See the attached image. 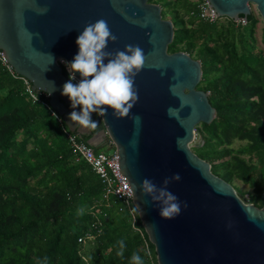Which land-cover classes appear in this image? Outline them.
Listing matches in <instances>:
<instances>
[{"label":"water","instance_id":"obj_1","mask_svg":"<svg viewBox=\"0 0 264 264\" xmlns=\"http://www.w3.org/2000/svg\"><path fill=\"white\" fill-rule=\"evenodd\" d=\"M205 1L213 15L231 21H247L253 6L264 29V0ZM42 8L47 9L43 14ZM160 10L148 0H0V53L32 90L47 95V104L71 132L87 135L86 143L94 150L114 149L118 174L129 183L159 264H264V205L247 204L192 151L195 128L210 124L215 109L207 93L196 88L202 76L200 60L186 52H168L174 28ZM101 18L116 36L105 51L138 45L146 59L134 78L138 100L128 116L116 117L111 108L105 115L98 113L102 130L91 135L89 128L69 118L70 112L80 110L61 94L69 80L61 61L73 60L78 35ZM73 74L72 83H78L80 73ZM202 144L199 138L193 146ZM174 173L181 179L171 181L167 190L187 207L182 204L179 215L165 219L159 215V203L143 194L140 184L148 178L163 187L164 178Z\"/></svg>","mask_w":264,"mask_h":264},{"label":"trees","instance_id":"obj_2","mask_svg":"<svg viewBox=\"0 0 264 264\" xmlns=\"http://www.w3.org/2000/svg\"><path fill=\"white\" fill-rule=\"evenodd\" d=\"M148 2L162 6L161 17L168 14L173 24L168 52L200 60L196 88L215 109L210 124L195 128L203 144L192 151L214 175L248 183L254 195L247 200L238 194L263 207L264 52L251 43L257 20L249 13L245 25L227 18L204 21L196 15L197 0ZM63 73L68 75L64 65ZM91 117L97 121L89 128L95 135L102 123L98 113ZM235 140L245 141L239 151L230 148ZM74 156L49 110L26 100L21 83L0 63V264H131L133 253L149 264L128 213L119 210L121 202L114 197L103 202L101 183ZM136 224L141 227L138 217ZM86 231L94 235L92 243L78 242Z\"/></svg>","mask_w":264,"mask_h":264},{"label":"clouds","instance_id":"obj_3","mask_svg":"<svg viewBox=\"0 0 264 264\" xmlns=\"http://www.w3.org/2000/svg\"><path fill=\"white\" fill-rule=\"evenodd\" d=\"M46 8L39 9L41 14ZM108 23L104 19H97L94 23L86 24L76 39L78 53L71 62L65 61L69 71V80L62 86V95L69 97L73 109L81 106L80 111L69 113L71 121L85 128H96L97 121L91 117L92 113L105 115L108 108L113 110L116 117L128 116L130 110L138 100L134 78L145 65V52L138 45H125L123 50L114 53L105 51L109 41H115ZM107 61V62H105ZM74 72H79L81 79H76ZM107 106V107H104ZM179 173L170 178L165 177L163 187H157L150 179L141 181L140 188L143 194L159 203V215L165 219H172L180 214V201L172 192L167 190L171 181H179ZM133 190V188H132ZM118 255H122L125 243L118 241ZM131 264H143L138 253L131 256Z\"/></svg>","mask_w":264,"mask_h":264},{"label":"built area","instance_id":"obj_4","mask_svg":"<svg viewBox=\"0 0 264 264\" xmlns=\"http://www.w3.org/2000/svg\"><path fill=\"white\" fill-rule=\"evenodd\" d=\"M196 15L199 19L208 22H214L217 19L216 15H213L210 10H208L207 4L205 0H197L196 4ZM235 25H245L246 21L238 18L233 21ZM1 52V51H0ZM0 63L5 67L7 72L10 74V78L13 80H17L21 83L23 93L25 99L31 103H37L45 106L50 114L56 119L58 124L61 127L62 132L64 133L69 146L73 149L75 154V160H81L85 162L92 173L97 177L99 183L102 186V193L101 199L103 202L108 204L111 197L119 200L121 202V207L119 208L120 211H125L128 213L130 217L131 227L139 234L142 244V253L144 259L149 264H159L156 261L154 252L150 250L149 241L146 238V234L142 228V226H138L137 223V212L132 202V195L130 192V186L127 181L118 174L117 167H116V152L114 149L105 151H98L90 147L86 142L78 140V135L74 132H71L64 124L63 119L59 116L48 104H47V95L43 92L32 90L30 87V83L17 76L14 71L12 70L11 66L7 64L4 60L2 54L0 53ZM61 64H64L61 61ZM66 68V67H65ZM93 234L89 232H85L82 236L77 238L78 242H88L92 243L93 241Z\"/></svg>","mask_w":264,"mask_h":264},{"label":"rangeland","instance_id":"obj_5","mask_svg":"<svg viewBox=\"0 0 264 264\" xmlns=\"http://www.w3.org/2000/svg\"><path fill=\"white\" fill-rule=\"evenodd\" d=\"M161 8H162V6H161ZM250 12L253 15L254 19L257 20V23L255 25L254 35H253L254 41H252L251 43L254 44L255 50H259L261 52H264V29L262 26V21L258 17L253 6H250ZM163 18L168 19V14H165L163 16ZM220 21H223L224 23L228 22L224 17H220ZM198 139H199V134L196 132L195 139H194L193 143H191V147L193 146V144L195 142L198 141ZM244 145H245V141L235 140L230 145V148L234 149L235 151H239L240 148H242ZM28 147H30V145ZM240 156H243L248 161L247 155L240 154ZM231 184L234 188L237 189V191H236L237 193L239 192V193L244 194L243 195L244 199L249 200V198L254 195L255 190L253 188H251L248 185V183H246V182H243V181L238 180V179H233ZM261 198H262V196H261Z\"/></svg>","mask_w":264,"mask_h":264}]
</instances>
